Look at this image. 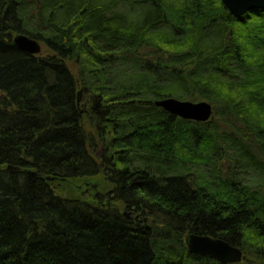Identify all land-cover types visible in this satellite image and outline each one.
<instances>
[{"label": "trees", "instance_id": "obj_1", "mask_svg": "<svg viewBox=\"0 0 264 264\" xmlns=\"http://www.w3.org/2000/svg\"><path fill=\"white\" fill-rule=\"evenodd\" d=\"M167 98L213 118L173 116L155 105ZM96 177L112 189L91 202L55 189ZM191 235L264 264V9L0 0V264H220Z\"/></svg>", "mask_w": 264, "mask_h": 264}, {"label": "water", "instance_id": "obj_2", "mask_svg": "<svg viewBox=\"0 0 264 264\" xmlns=\"http://www.w3.org/2000/svg\"><path fill=\"white\" fill-rule=\"evenodd\" d=\"M225 8L236 18H241L255 9H264V0H221ZM14 44L20 50L31 55H39L42 45L26 35H17ZM81 96V93L79 94ZM80 98L78 103L80 104ZM155 105L167 113L185 121L208 123L213 118V106L206 102L193 103L175 98L156 101ZM84 113V111H82ZM12 167H10L11 169ZM188 250L198 257H210L220 264H239L243 261V252L221 239L191 235L187 240Z\"/></svg>", "mask_w": 264, "mask_h": 264}, {"label": "rangeland", "instance_id": "obj_3", "mask_svg": "<svg viewBox=\"0 0 264 264\" xmlns=\"http://www.w3.org/2000/svg\"><path fill=\"white\" fill-rule=\"evenodd\" d=\"M118 10V12H130V5H125L124 3H119L117 4V7L115 8ZM93 98L89 95L84 96L82 95L81 97V103L80 107L82 108V111H84L85 114L89 113V108L91 107V101ZM191 102V101H190ZM203 102V101H201ZM193 103H198V102H193ZM95 154L98 157V160L103 159L104 156V150L103 147L100 143H98V146L95 150ZM230 155V154H229ZM230 165L227 160L224 161L222 168L226 169ZM246 179L249 181L250 179H253L255 182L251 183L254 186H257L259 184V180L254 174H246L245 175ZM245 179V180H246ZM247 182V181H246ZM57 193L62 196L63 198H69V199H82L85 201L91 202L98 194L100 195H106L107 193L110 192L112 189L111 185L106 182V180L102 177H96V178H90V179H83L74 182L73 184L71 183H66V184H60L57 183L55 187ZM247 258L243 254V262H246Z\"/></svg>", "mask_w": 264, "mask_h": 264}]
</instances>
